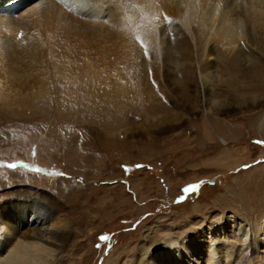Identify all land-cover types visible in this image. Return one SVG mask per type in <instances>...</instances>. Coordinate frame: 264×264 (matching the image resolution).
I'll use <instances>...</instances> for the list:
<instances>
[{"label":"rangeland","instance_id":"obj_1","mask_svg":"<svg viewBox=\"0 0 264 264\" xmlns=\"http://www.w3.org/2000/svg\"><path fill=\"white\" fill-rule=\"evenodd\" d=\"M37 4L16 10L20 23L35 18ZM31 21L0 25L5 40L43 36L46 55L36 59L43 86L24 91L15 113L0 111V204L28 199L52 211L66 237L52 264H133L147 237L177 241L210 224L256 234L264 33L230 50L196 21L192 35L182 28L165 47L159 21L145 19L143 36L131 24L115 39L51 36ZM85 88L93 106L82 104ZM237 238L224 240L232 264H264Z\"/></svg>","mask_w":264,"mask_h":264},{"label":"bare ground","instance_id":"obj_2","mask_svg":"<svg viewBox=\"0 0 264 264\" xmlns=\"http://www.w3.org/2000/svg\"><path fill=\"white\" fill-rule=\"evenodd\" d=\"M28 1L0 0V25L13 23L14 26H21L32 20L30 24H35V27L42 25L51 36L56 31L79 30L83 37L111 34L115 39L127 33L131 24L138 27L143 36V21L146 19L163 23L159 40L166 47L172 44V36L182 28L192 35L197 21L201 29L207 30L209 41L225 42L230 50L239 38L261 39L264 33V0H32L38 3L35 18L29 13L30 20L20 23L24 17L17 19L15 12ZM179 23L181 27H178ZM24 35L17 41L0 37V106L2 100H7V105L0 107L3 113H15L16 109L11 105L27 95L24 91L35 88L36 83L43 86L42 80H35L40 77L36 59L44 61L46 56L45 38H32L28 30ZM236 61L232 58V65ZM86 89H82L80 98L88 101L84 100L82 104L93 106L94 99L91 98L95 97L94 90L87 92ZM94 104L96 106L95 101ZM30 176L27 179L32 178ZM11 200L0 204V264H52L57 247L66 238L64 231L51 223L54 214L44 202L34 203L25 199L14 203ZM230 227L232 231L229 233ZM235 227L210 224L185 238L164 243L153 242L147 237V243L142 246L133 264H232L234 254L224 243L230 237H238L245 245L243 248L258 254L264 261V224L252 236L241 232L235 236L238 232Z\"/></svg>","mask_w":264,"mask_h":264},{"label":"snow or ice","instance_id":"obj_3","mask_svg":"<svg viewBox=\"0 0 264 264\" xmlns=\"http://www.w3.org/2000/svg\"><path fill=\"white\" fill-rule=\"evenodd\" d=\"M10 167H14V165H9Z\"/></svg>","mask_w":264,"mask_h":264}]
</instances>
